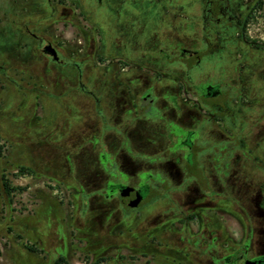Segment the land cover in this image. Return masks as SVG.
Instances as JSON below:
<instances>
[{
    "label": "flooded vegetation",
    "instance_id": "flooded-vegetation-1",
    "mask_svg": "<svg viewBox=\"0 0 264 264\" xmlns=\"http://www.w3.org/2000/svg\"><path fill=\"white\" fill-rule=\"evenodd\" d=\"M252 1L194 0L190 25L177 12L168 31L161 17L158 34L134 60L101 54L100 31L92 25L77 29L76 19H68V27L62 23L57 33L53 15L64 4L53 0L48 2L54 23L45 32L21 24L27 41L15 39L23 45L18 57L33 50L41 62L28 74L70 68L76 89L96 103L99 124L90 127L82 177L71 176L51 142H44L50 146L45 157L34 153L45 163L43 173L79 193L76 204L67 201L77 208L71 216L62 211L70 255L97 250L115 256L99 264H264V42L248 36ZM64 7L63 14L74 13ZM239 45L245 47L241 53ZM48 46L57 59L45 51ZM85 50V59L73 55ZM91 61L117 71L102 75L111 83L107 93L90 89L84 79L82 68ZM205 61L226 66L221 74H190ZM3 69L0 64V74L7 76ZM33 90L42 111L39 97L48 93ZM103 101L112 110L109 118ZM35 120L40 124L37 113ZM78 215L87 220L88 231L79 232L86 226L74 224Z\"/></svg>",
    "mask_w": 264,
    "mask_h": 264
},
{
    "label": "rangeland",
    "instance_id": "rangeland-1",
    "mask_svg": "<svg viewBox=\"0 0 264 264\" xmlns=\"http://www.w3.org/2000/svg\"><path fill=\"white\" fill-rule=\"evenodd\" d=\"M259 1L253 0L249 4L248 12L251 11L252 20L248 36L252 41L263 43L264 4H258ZM32 2L34 4L31 9ZM193 2L194 0H65L64 6L74 9V13L68 11L65 15L63 13L66 8L56 6L53 17L57 15V33L63 32L62 23L68 27V19H76L73 21L75 28L81 29L84 26L91 29L93 25L100 31L101 54H119L134 60L140 56V48L148 46L158 34L157 27L161 17L165 20L164 27H167V23H171L174 15L180 12L187 19L183 20L185 25H190L189 18L191 19L195 10ZM12 7L15 8L14 14L11 13ZM51 13L48 0H0V64L8 72L7 76L0 74V264H55L61 256L65 259V263L61 264H99L102 257H115L110 252L102 255L97 250L90 253L73 252L70 255V242L62 214L66 211L69 216L77 209L76 205L67 206V201L76 204L79 193L75 189H67L71 184L61 187L58 184L61 180H52L50 175L43 173L45 163L40 156L38 158L35 155V150L41 156L48 155L50 146L44 142H51L54 152L63 155L72 168L71 176H81L82 169L87 164L86 140L91 134L90 127L96 128V124H99L94 99L76 89L77 80L70 68L52 67L45 76L28 74L36 72L35 67L41 63L39 54L33 50L26 51L28 55L25 52L22 56L25 58L19 61L22 57L18 55L23 52V45H15V39L27 41L19 32L21 24L45 32L54 23L49 19ZM168 28L170 31V25ZM190 31L185 30V35H191ZM193 33L197 35L198 31ZM91 41L92 38H89L86 42L88 48ZM244 48L239 45L236 50L241 53ZM88 54V50L73 53L75 57L83 59ZM252 54L256 58L261 56L258 53ZM225 66V62L210 64L205 61L201 69H192L190 74H221L220 71ZM82 74L84 79H88L90 89L107 93L111 83L102 75L118 73L114 67L107 69L94 65L91 61L82 68ZM11 80L18 81L24 89L19 90ZM41 81L46 83L45 88ZM35 87L43 88L44 91L47 89L48 95L39 97L42 111H37L36 97L39 94L33 92ZM102 108L103 114L109 118L112 110L107 102L103 101ZM36 113L41 120L40 124L36 123ZM41 141L43 142L40 143ZM38 146L40 148L36 149ZM28 163L37 170L34 171ZM21 167L26 168V171H21ZM4 182L10 188L9 193L3 186ZM58 204L61 208L55 206ZM86 221L81 215L74 221L77 227L86 226L84 230L78 227L80 233L89 230ZM74 231L72 235L76 234ZM78 240L75 242L78 243ZM79 243L80 246H85V241ZM91 245L95 246L96 243ZM67 256L69 257L66 258ZM123 258H128V255Z\"/></svg>",
    "mask_w": 264,
    "mask_h": 264
},
{
    "label": "trees",
    "instance_id": "trees-1",
    "mask_svg": "<svg viewBox=\"0 0 264 264\" xmlns=\"http://www.w3.org/2000/svg\"><path fill=\"white\" fill-rule=\"evenodd\" d=\"M64 2H65V0H59V3H60V4H64ZM0 153H1V144H0ZM20 170H21V171H26V168H20ZM3 186H4L5 190H6V192L9 193L10 188H9L7 182H4ZM29 250L32 251V252H35V251L32 250L31 248H29ZM61 263H65V259L62 258V257L59 258V259L56 261V264H61Z\"/></svg>",
    "mask_w": 264,
    "mask_h": 264
},
{
    "label": "water",
    "instance_id": "water-1",
    "mask_svg": "<svg viewBox=\"0 0 264 264\" xmlns=\"http://www.w3.org/2000/svg\"><path fill=\"white\" fill-rule=\"evenodd\" d=\"M45 51H46L48 54L52 55V56L54 57V59H57V56H56L55 51L52 50L49 46L45 48Z\"/></svg>",
    "mask_w": 264,
    "mask_h": 264
},
{
    "label": "crops",
    "instance_id": "crops-1",
    "mask_svg": "<svg viewBox=\"0 0 264 264\" xmlns=\"http://www.w3.org/2000/svg\"><path fill=\"white\" fill-rule=\"evenodd\" d=\"M89 21V20H88ZM93 26V25H92ZM42 82V81H41ZM42 84L44 85V88L46 87V83L45 82H42ZM46 92H47V89H46ZM35 94H37L36 92H35Z\"/></svg>",
    "mask_w": 264,
    "mask_h": 264
}]
</instances>
